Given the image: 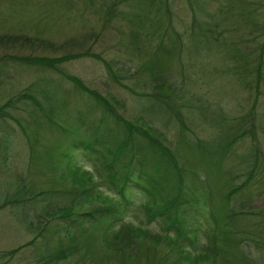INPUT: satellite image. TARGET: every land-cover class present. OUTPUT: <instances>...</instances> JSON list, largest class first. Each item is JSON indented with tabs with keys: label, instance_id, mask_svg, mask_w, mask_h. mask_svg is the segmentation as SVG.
<instances>
[{
	"label": "trees",
	"instance_id": "16d2710c",
	"mask_svg": "<svg viewBox=\"0 0 264 264\" xmlns=\"http://www.w3.org/2000/svg\"><path fill=\"white\" fill-rule=\"evenodd\" d=\"M212 1L216 6L208 7ZM32 4L47 5L45 15L37 9L35 20H24L21 7L16 18L1 17L0 26L34 34L3 32L0 47L53 46L41 36L56 33L46 18L61 28L64 22L56 19L66 14L65 22L101 14L103 27L119 22L128 28L117 27L116 36L121 34L118 44L134 63L110 62L90 51L0 53V81L8 63L40 71L0 103V208L12 205L34 234L27 243L41 236L52 257H66L80 252L91 234L89 250H104L119 264H139L143 250L159 244L163 264H264L256 257H264V112L253 109L231 121L222 102L201 94L196 103L184 98L191 86L209 85L215 74L223 79L220 95L230 92L232 82L258 93L264 75V0H31L28 7ZM42 19L48 26L40 24ZM83 56L102 61L110 79L135 96L134 116L123 112L122 98L88 86L62 67ZM11 105L29 119L10 113ZM191 106L213 136L190 134L184 108ZM12 119L21 131L18 149ZM15 153L25 157V170L10 163ZM76 154L91 167L74 162ZM40 198L48 200L46 209L33 219L30 204ZM130 204L138 209L140 225L123 219ZM53 219L69 225H50ZM117 220L119 226L109 232ZM147 222L161 232L147 229Z\"/></svg>",
	"mask_w": 264,
	"mask_h": 264
},
{
	"label": "rangeland",
	"instance_id": "374dc122",
	"mask_svg": "<svg viewBox=\"0 0 264 264\" xmlns=\"http://www.w3.org/2000/svg\"><path fill=\"white\" fill-rule=\"evenodd\" d=\"M30 1L31 0H0V18L10 17L12 15H15L13 16V18H16L20 13L19 11H16V9L21 7L24 13V20H26L27 18L35 20L34 13H37V9L42 10L43 15H45L46 10L48 9L47 5H36L35 7H33L32 4V7H28ZM16 4L20 7H16ZM207 6L215 7L216 2L212 1ZM85 15H87V11H85ZM46 19L50 20V22L53 23L51 24V29L56 31V33H50V35H48L47 32H42L41 36H46V39L54 42L53 46L42 45V42H39L32 46L20 47L19 51L16 50L15 47L4 46L0 47V53L8 52V49L11 48L16 50L15 53H45L50 56H59L68 52L90 51L100 55L102 58L110 62L113 59H118L122 63L125 62V60L129 63H134L133 61L128 60L131 56L129 55V53L125 52L118 44V36L121 34H118V36H116V34L119 33L118 30H116L117 27L121 30L128 29L124 26L121 27L119 25V22H114L115 24H117V27H103L101 14L88 15L86 21H83L82 18H74L70 20V22H65L67 20L69 21V15L66 14L65 19H56L57 23L60 21L64 22V24L59 25L61 26L60 28L56 23H54L52 17H48ZM41 21V25L48 26L45 24V22H47L45 19H42ZM16 26H20V24H17ZM26 26H31V22H27ZM6 31L8 33H22L25 35L30 32L33 33V31L25 32V29L23 32H20V30L17 29L5 30L0 26V34ZM21 67V65L8 63L3 68V74L1 75L2 80L0 81V103L4 102L11 96H14L16 92L22 89L28 82L40 75V71L35 72L33 69L25 68L20 69ZM62 67L66 72L79 76L88 86L104 94L111 93L122 98L126 103L124 105L123 112H125L127 117H132L136 114L135 110L137 109V105H135V96L130 94L127 90L120 87L110 79L102 61L89 56H83L79 58H72L68 61L63 62ZM16 69H20V71H15ZM222 71L223 70H219L218 72L222 73ZM4 73H6L8 77H5ZM200 77H205V75H201ZM222 83L223 79L220 78L218 74H215L214 79L212 81H209V85H207L205 81H200L199 83H197V85L191 86V93L187 94L184 98H186L187 100H193V102L196 103L197 101L195 100V97L201 94L202 97L208 101L217 100L219 101V103L222 102L220 104L221 110L226 111L229 118L232 117L233 120L231 121H234V119L246 115V113L250 112V110L252 111L253 109L264 112V75L262 81L259 84L258 93H255L254 91L252 93H249V91L243 85L233 84L235 82H232L231 88L228 89L230 92L220 95V87L218 85H221ZM213 92L215 95L213 94ZM253 100H255V103L253 102ZM19 104L17 106H19ZM195 108L196 107L194 106L184 108L189 110L186 128L190 127V134H196L201 138L213 136L211 133L212 129L208 127L204 123V121L199 119L196 114H192V112L196 110ZM7 110L14 115H20L23 118L25 117L29 119V116L26 115L24 111H21L20 108L14 109L11 105L7 107ZM12 121L10 120V123L11 125H13V127H15L16 133L14 139L19 140L21 131L16 125L17 122L14 119H12ZM156 124L161 125V123L157 120ZM168 136L170 138L173 137L170 133H168ZM21 140L22 139L18 141L16 149H18L19 146L21 148ZM16 162H18L19 167L24 168V170L26 169V165L24 164L25 157H22L21 155H19V153H15L11 157L10 163L15 164ZM74 162L86 168L91 167L90 163L87 162L81 154L75 155ZM8 174L9 171L6 170V172H4V175L7 177ZM35 179L36 181H40L37 175H35ZM40 199L41 201L37 203L33 202L32 204H30L33 207V209H30L32 212H30L31 216L35 212L33 219H37L36 215H38V213L41 211H45L46 209L48 200H43L42 198ZM261 200L262 199H260L256 204L261 203ZM134 201L135 204H138L140 201V197L137 195L134 196ZM54 202L56 204L62 203L61 200L56 199L54 200ZM84 206L85 208L93 207V205L88 206L86 204H84ZM54 207L56 206H51L49 209H52ZM137 211L138 209L133 208L130 204L127 213L123 215V219H125L126 221H130L134 225H140L139 217H137ZM192 213V210L188 212V214ZM19 218L20 217L15 214V210H12V205L7 204L4 207L0 208V264H119L116 263L115 258H113L111 254L110 256H108V258L105 257L108 252L104 250H101V252H99L98 254H96L95 252L92 253L89 250V241L90 239H92L91 234L85 237L86 240L84 239V247L80 252L70 254L66 257L61 255H58L59 257H55L56 255H53L52 257V252L48 251L50 248L48 250H46L45 247L42 248L41 241L44 240L43 237H37L34 239V242L27 243L28 241L33 239L34 234L26 230V224L24 225ZM119 223L120 221L117 220L113 227H111V230H109V232L115 230V228L119 226ZM54 224H56L57 227L58 225L67 227V225H69V221L53 219L50 222V225ZM145 226L147 227V229L149 228L152 231L161 232L159 225L155 222H147ZM102 227L104 228L105 226L103 225ZM102 227L100 228L102 229ZM95 231L96 230H93L92 233H94ZM25 243L27 244L17 252L13 254L8 253L15 247ZM51 247H54V243L51 245ZM143 251L145 256L141 257V259L139 260V264H154V262H157V264H163V262L158 259V256L163 252L160 244L156 246L150 245ZM153 253L158 254L153 255ZM255 253L256 251H253V257L255 256ZM49 254L50 258H48ZM256 257L264 262V257L261 258V255H257Z\"/></svg>",
	"mask_w": 264,
	"mask_h": 264
}]
</instances>
